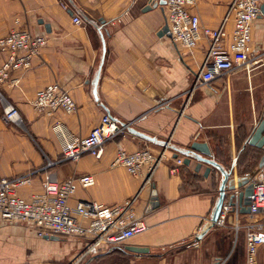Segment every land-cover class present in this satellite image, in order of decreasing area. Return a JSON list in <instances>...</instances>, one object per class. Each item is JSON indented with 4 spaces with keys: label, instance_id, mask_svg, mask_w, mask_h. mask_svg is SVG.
<instances>
[{
    "label": "crops",
    "instance_id": "1",
    "mask_svg": "<svg viewBox=\"0 0 264 264\" xmlns=\"http://www.w3.org/2000/svg\"><path fill=\"white\" fill-rule=\"evenodd\" d=\"M231 1L196 0L192 10L202 28L215 29ZM74 16L83 23H75ZM166 23V8L156 0H0V38L17 27L48 37L32 67L14 73L17 85L0 84V178L32 173L31 184L19 189L30 197L43 190L47 170L60 180L92 174L96 183L78 187L71 205H113L139 194L137 214L148 224L121 245L86 253V239H47L38 236L33 224L0 220V264L245 263L252 220L248 213L198 237L211 219L223 175L213 168L205 176L206 163L196 171L197 160L185 163L182 149L203 132L213 159L225 169L246 175L258 167L264 150L247 140L264 120V16L253 23V58L205 85L196 79L207 55V38L186 49L163 31ZM233 29L230 21L226 48ZM6 56L0 51V65ZM103 56L96 99L94 81ZM51 83L72 95L75 112L49 114L35 108L38 91ZM7 103L19 110L21 123L5 120ZM105 115L124 127L104 143L103 156L62 159V137L55 125L62 123L71 136L83 137ZM119 147L166 152L146 181V176L113 165ZM49 161L54 164L47 167ZM258 256L264 264V246Z\"/></svg>",
    "mask_w": 264,
    "mask_h": 264
},
{
    "label": "built area",
    "instance_id": "2",
    "mask_svg": "<svg viewBox=\"0 0 264 264\" xmlns=\"http://www.w3.org/2000/svg\"><path fill=\"white\" fill-rule=\"evenodd\" d=\"M195 2L196 0H166V20L172 39L186 49L195 48L202 36L207 38V55L196 79V83L205 85L253 58V23L262 14V0H232L221 25L215 29L201 27L199 15L192 10ZM230 21H233L234 29L232 41L226 48L223 42ZM74 22L82 24L83 20L74 16ZM47 41V35L35 34L27 27L14 28L1 37L0 51L7 56L0 65V84L17 85L19 78L14 73L30 69L34 57L41 52ZM33 103L36 109L49 114L57 110L66 113L77 110L75 99L58 83H51L39 90ZM3 116L7 121L22 122L19 110L11 103L5 105ZM122 127L124 126L119 125L110 115H105L88 135L75 137L67 132L62 123H57L55 128L62 137V159L77 161L85 153L101 158L104 143ZM165 152L166 148L157 155L150 148L129 151L119 147L113 165L126 167L132 175L146 176L148 181ZM53 164V161H49L47 167ZM146 174L150 176L147 177ZM32 180V173L0 178L1 221L33 224L40 237L59 235L86 239V253L121 245L148 228L144 218L137 214L139 194L113 205L95 201L71 205L70 199L78 187L88 188L96 183V177L92 174L60 180L47 170L41 192H35L30 197L20 195L19 189L31 184ZM249 183L252 193L249 196L251 211L248 215L252 220L247 224L249 231L244 264H262L258 255L260 247L264 246V165L250 177ZM238 191L239 188L237 193ZM235 201V205H231L229 199L224 202L216 224L224 225L230 218L243 215L238 198ZM235 227L239 231L240 223L237 222Z\"/></svg>",
    "mask_w": 264,
    "mask_h": 264
},
{
    "label": "water",
    "instance_id": "3",
    "mask_svg": "<svg viewBox=\"0 0 264 264\" xmlns=\"http://www.w3.org/2000/svg\"><path fill=\"white\" fill-rule=\"evenodd\" d=\"M156 4H160L161 6H165L166 0H156ZM261 11L262 16H264V3L261 5ZM43 22L42 20L40 21ZM46 27L49 29V25L46 24ZM163 31L168 33V35L171 36L169 26L166 23L165 27L163 28ZM103 49L104 52L106 50L105 47V39L103 38ZM105 56L102 57V63L100 66V69L98 71L96 80L94 81V95L96 99H98V93H97V86L99 82V77L101 74V67L103 65ZM127 128L132 131L133 133H136L142 137H145L147 139L153 140L152 137L149 135L138 131L129 125H126ZM205 135L203 132H200L199 135L195 138V140L192 142L190 147L182 149V152L185 153V163L190 164L192 159H196L197 163L195 166V170L199 171L202 168V165L206 163L208 166L206 167V170L204 172L205 176H208L209 173L213 168H217L220 170V172L223 175V180L220 185V194L218 197V200L215 205V209L212 213L211 219L208 221V223L203 227L202 231L199 233L198 237L201 238L205 233H207L209 230H211L213 227H215L217 220L220 217L223 204L224 202L229 199V202L231 205H235L236 198H238L239 205L241 207V212L243 213H250L251 208L249 206V196L252 193V188L249 183L250 177L257 172V170L264 165V154L262 155L259 165L257 168L254 169L252 173L246 174V175H235V168H232L230 170L225 169L219 162H217L215 159H213V154L211 151V148L208 144V142L204 141ZM247 143L250 145H255L257 147H260L264 150V120L261 121L254 129V132L249 136ZM150 174L147 175L149 177ZM237 188L240 189L237 193ZM227 190L230 191L229 195H227ZM45 238L47 239H59V235H46Z\"/></svg>",
    "mask_w": 264,
    "mask_h": 264
},
{
    "label": "rangeland",
    "instance_id": "4",
    "mask_svg": "<svg viewBox=\"0 0 264 264\" xmlns=\"http://www.w3.org/2000/svg\"><path fill=\"white\" fill-rule=\"evenodd\" d=\"M252 172H253V170H252ZM63 238H67V237H63Z\"/></svg>",
    "mask_w": 264,
    "mask_h": 264
}]
</instances>
